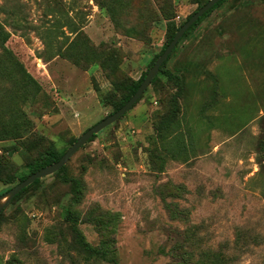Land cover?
Listing matches in <instances>:
<instances>
[{
	"label": "rangeland",
	"instance_id": "1",
	"mask_svg": "<svg viewBox=\"0 0 264 264\" xmlns=\"http://www.w3.org/2000/svg\"><path fill=\"white\" fill-rule=\"evenodd\" d=\"M200 5L0 0V194L112 113ZM163 70L65 164L77 202L52 173L2 210L0 264H115L77 251L66 211L116 264H264V0H225Z\"/></svg>",
	"mask_w": 264,
	"mask_h": 264
},
{
	"label": "trees",
	"instance_id": "2",
	"mask_svg": "<svg viewBox=\"0 0 264 264\" xmlns=\"http://www.w3.org/2000/svg\"><path fill=\"white\" fill-rule=\"evenodd\" d=\"M208 1V0H207ZM206 1V2H207ZM225 0H219L216 4L213 5V7H211L208 11H206L195 23H193L186 31L185 33L183 34V36L181 37V39L188 33V31H190L201 19L202 17L206 16L208 13H210L214 8H217L221 3H223ZM196 3H198L199 5L202 3V0H195ZM204 2V3H206ZM203 3V4H204ZM202 4V5H203ZM200 5V6H202ZM199 6V7H200ZM198 7V8H199ZM195 12V11H194ZM193 12V13H194ZM192 13V14H193ZM191 14V15H192ZM190 15V16H191ZM189 16V17H190ZM188 17V18H189ZM187 18V19H188ZM186 19V20H187ZM185 22V21H184ZM183 22V23H184ZM182 23V24H183ZM181 24V25H182ZM175 26L174 23L170 22L168 24V30H167V34H168V41H167V44H165L161 50V52L159 53V55L163 52V50L165 49V47L168 45V43L171 41V39L173 38L175 32L177 31V29L181 26ZM9 37V33L4 29L3 27V24L0 22V46L4 48L5 51H8V49H6L4 47V44L5 42L7 41ZM180 39V40H181ZM179 40V41H180ZM178 41V42H179ZM176 47V46H175ZM174 47V49H175ZM173 49V50H174ZM173 50L171 51V53L173 52ZM61 54V53H60ZM158 55V56H159ZM170 55V54H169ZM157 56V57H158ZM169 57V56H168ZM168 57L166 58V60L163 62V64L161 65L160 69H159V72L161 71H165L163 70V67L168 59ZM19 66V71H20V74H21V78L23 80V83L25 86H28V87H34L35 90H39V85L37 83V81L25 70V68L23 67V65L21 63L18 64ZM112 68H114V66H112ZM148 71V70H147ZM143 73L140 77V79L136 82H132L130 85L126 86V89H125V92L123 93L122 95V101L121 103L119 104V106L115 109L117 110L119 107H121L133 94L134 92L136 91V89L138 88V86L140 85V83L142 82V80L144 79L146 73ZM167 73V75H170L171 72L169 71H165ZM138 101V100H137ZM114 110V111H115ZM95 135H93L92 137H94ZM91 137V138H92ZM90 138V139H91ZM89 139V140H90ZM76 139L73 140V142L75 141ZM65 152V151H64ZM64 152H60L58 151L53 145H49L47 147V149L41 153V155L34 159L33 161H31L30 163H28L27 167H28V170L25 174H21V175H17V179H18V182L25 179L29 174L41 169L42 167H45L53 162H56L60 157L61 155L64 153ZM64 171H65V165L62 166L59 170H57L56 172H54L55 174H61V179L63 182L65 183H70L71 185V190L74 194V198L77 199L79 197V193H80V188H81V184H80V181L77 179V178H74V177H68L67 175L64 174ZM0 178L2 180H4L5 182L7 183H12L15 176H10L8 179H3L1 174H0ZM40 179H36L35 181H33L30 185L26 186L25 188H23L19 193H17L13 200L16 199L17 197H19V195L25 191L27 188H29L30 186L32 185H35L37 183H39ZM76 202L78 201L75 200ZM2 212V211H1ZM0 212V214H1ZM65 219L66 220H69L72 222L71 224V227H72V230H73V233H74V236H73V243H75L76 247L78 248L77 251L78 252H81V253H85L86 254V260L89 261L90 259L92 258H100L101 260H104V261H112V262H115L116 264V261H114L112 258H110L108 255H107V251L103 248H97V247H93L91 246L90 244H88L82 234L80 233V231L77 229L76 227V219L74 216H72V214L69 212V211H66L65 213ZM218 259V258H217Z\"/></svg>",
	"mask_w": 264,
	"mask_h": 264
},
{
	"label": "water",
	"instance_id": "3",
	"mask_svg": "<svg viewBox=\"0 0 264 264\" xmlns=\"http://www.w3.org/2000/svg\"><path fill=\"white\" fill-rule=\"evenodd\" d=\"M219 0H208L202 6H200L175 32L173 38L165 47L163 52L157 57L152 66L148 69L144 79L134 92V94L117 110L108 114L98 122L94 123L90 127H88L85 131H83L76 140L68 147V149L61 155V157L41 169L29 174L25 179L19 181L14 186L9 188L4 193L0 194V212L11 202L14 196L19 193L23 188L30 185L36 179H40L46 175H50L57 170H59L62 166H64L71 156L81 148L85 143L89 141V139L103 130L105 127L114 123L117 119H119L122 115H124L141 97L145 89L150 85L152 79L158 73L161 65L169 56L171 51L177 45L178 41L181 39L185 31L195 23L206 11H208L214 4H216Z\"/></svg>",
	"mask_w": 264,
	"mask_h": 264
}]
</instances>
